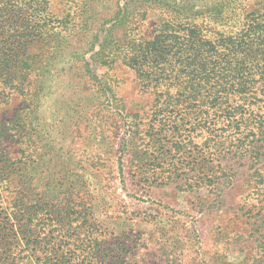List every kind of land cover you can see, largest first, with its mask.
<instances>
[{
    "label": "trees",
    "instance_id": "obj_1",
    "mask_svg": "<svg viewBox=\"0 0 264 264\" xmlns=\"http://www.w3.org/2000/svg\"><path fill=\"white\" fill-rule=\"evenodd\" d=\"M50 1L0 0V111L10 99H20L7 125L19 154L0 149V264L112 263L119 257L106 252L125 238L110 243L96 234L107 230L91 214L90 195L71 173L46 174L43 153L34 157L36 147L46 146L45 134L32 133V113L50 97L49 76L65 63L61 58L76 27L90 25L87 14L111 3L70 0L69 11L59 17ZM140 1L146 2L132 8V19L118 11L102 23L99 41L87 40L91 54L74 52L89 69L95 64L105 73L121 59L152 97L148 109L129 117L130 174L145 189L175 183L202 197L200 189L207 188L204 198L219 204L222 186L244 181L248 190L240 210L251 230L261 229L264 0ZM116 4L123 10L128 2ZM158 9L163 20L142 34L138 22ZM1 132L0 125V139Z\"/></svg>",
    "mask_w": 264,
    "mask_h": 264
},
{
    "label": "rangeland",
    "instance_id": "obj_2",
    "mask_svg": "<svg viewBox=\"0 0 264 264\" xmlns=\"http://www.w3.org/2000/svg\"><path fill=\"white\" fill-rule=\"evenodd\" d=\"M121 2H128L123 10L117 7L116 0H109L112 7L99 6L89 12L90 25L80 23L76 27L67 55L61 58L65 63L50 76L45 72L53 84L45 106L32 113V133L45 134L46 146L43 151L36 147L34 157L43 153L46 174L53 173L51 176L58 178L71 173L77 186L88 192L91 214L107 230L96 233L100 238L110 243L125 238L124 245L111 244L106 255L119 259L107 264H264L260 259L264 244L259 247L256 240L264 233V226L258 229L253 225L251 230L250 220L240 210L248 190L244 181L234 188L222 186L216 192L221 196L219 204L213 198H204L208 196L207 188L200 189L202 197L175 183L145 189L130 174L129 117L148 109L152 97L140 88L134 70L121 59L105 73L95 64L89 69L83 56L74 54L81 48L91 54L92 46L87 40L99 41L102 23L118 11L132 19V8L141 1ZM70 5V0L50 1L51 11L59 17L66 15ZM83 6L80 10L86 9L85 3ZM163 18L159 9L151 10L147 18L138 22L142 34H151ZM108 27L105 26V35ZM19 106L20 99L14 97L0 111V125L5 132H1L4 135L0 149L16 156L20 148L7 125ZM236 233L241 237L234 236Z\"/></svg>",
    "mask_w": 264,
    "mask_h": 264
}]
</instances>
